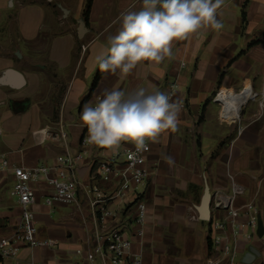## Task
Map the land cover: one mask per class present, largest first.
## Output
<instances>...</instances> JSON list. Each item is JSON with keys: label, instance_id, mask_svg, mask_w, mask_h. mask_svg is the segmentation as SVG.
Instances as JSON below:
<instances>
[{"label": "crops", "instance_id": "obj_1", "mask_svg": "<svg viewBox=\"0 0 264 264\" xmlns=\"http://www.w3.org/2000/svg\"><path fill=\"white\" fill-rule=\"evenodd\" d=\"M141 4L93 0L86 18L87 0H0V76L11 69L23 78L21 86L0 84V154L12 164L32 167L56 166L59 156L86 151L76 170L80 181L112 194L121 181H103L98 166L103 161L122 165L131 144L122 142L113 152L83 143L85 104L95 106L103 89L126 95L140 87L167 92L176 82L173 99L184 105L178 130L151 143L145 164L149 179L138 187L147 204L144 235L136 234L133 185L125 197L107 203L112 216L101 225L119 227L145 264H206L212 255V220L225 214L215 207V197H230L236 184L244 192L234 206L253 202L263 226L262 236L238 241L239 264H264V0H225L217 17L221 30L202 29L190 40L175 42L173 58L159 65L142 62L128 76L104 72L94 86L96 57L120 27L112 22ZM243 89L256 97L240 95ZM221 93L231 96L228 118L215 99ZM13 184L10 171L0 172L2 236H11L22 218ZM33 187L36 236L56 245H21L15 258L0 256V264H87L95 217L83 190L78 203L48 206L44 200L52 187L45 180ZM206 190L209 219L199 210Z\"/></svg>", "mask_w": 264, "mask_h": 264}, {"label": "built area", "instance_id": "obj_2", "mask_svg": "<svg viewBox=\"0 0 264 264\" xmlns=\"http://www.w3.org/2000/svg\"><path fill=\"white\" fill-rule=\"evenodd\" d=\"M177 87L176 82L169 86L167 93L171 94L172 98ZM240 95L256 97V94H252L249 89H243ZM215 99L224 104V118H228L231 111H226V109L230 104L231 96L221 93ZM182 107H184L183 104ZM85 141L86 139L83 143L86 144ZM132 151H135L132 144L123 151L122 165L115 161H103L98 166V175L103 181H109L113 177L120 179L118 189L112 194L103 192L99 185L84 184L80 181L76 170L78 164L84 160L86 151L76 155L59 156L56 166L40 164L32 167L12 164L5 154H0V172L10 171L12 173L14 184L11 194L18 197L23 209L21 221L14 233L11 236L0 234V256L15 258L21 245L29 247L56 245L53 239H39L36 236L37 226L32 206L36 204L37 198L33 183L45 180L52 187L51 194L44 200L48 206L56 203H78L80 189L85 193L92 215L95 217L92 234L94 244L90 248L87 264H145L143 255L132 251V240L125 236L119 227L105 228L101 225L106 218L112 216L107 203L115 198L125 197L127 190L133 185L134 192L137 194L135 200L137 207L135 222L138 224L136 234L139 237L144 235L143 224L147 216V204L138 197V187L146 184L149 179L150 172L145 164L151 151V142H148V150L139 154L136 162L129 159V153ZM243 192V187L234 184L233 194L230 197H215V207L225 210V214L222 218L212 220L214 231L210 238L212 255L206 264H239L238 241H251L256 237L259 222L257 206L253 202L241 208L234 206L236 196ZM242 216L246 217L245 221L240 220Z\"/></svg>", "mask_w": 264, "mask_h": 264}, {"label": "clouds", "instance_id": "obj_3", "mask_svg": "<svg viewBox=\"0 0 264 264\" xmlns=\"http://www.w3.org/2000/svg\"><path fill=\"white\" fill-rule=\"evenodd\" d=\"M225 0H142L141 8L122 11L112 23L116 34L107 37L106 51L96 57L101 72L128 76L142 62L161 64L173 58L177 41L190 40L202 29L219 31L217 18ZM111 27V25L109 26ZM182 104L167 92L140 87L126 95L103 89L95 106L85 104L80 119L87 127L86 143L115 152L122 142L134 145L129 159L136 162L148 142L178 130ZM172 163L171 157H165Z\"/></svg>", "mask_w": 264, "mask_h": 264}, {"label": "water", "instance_id": "obj_4", "mask_svg": "<svg viewBox=\"0 0 264 264\" xmlns=\"http://www.w3.org/2000/svg\"><path fill=\"white\" fill-rule=\"evenodd\" d=\"M0 84L2 85L3 84H13L14 86H21L23 84V78L17 73H15L13 70L7 69L0 76ZM209 204H210V196H209V192L206 190V193L199 207L201 216L206 219H209L210 217L209 216ZM257 235L258 236L263 235V226H262V222L260 219L258 222ZM251 253L255 254V251L252 250Z\"/></svg>", "mask_w": 264, "mask_h": 264}, {"label": "trees", "instance_id": "obj_5", "mask_svg": "<svg viewBox=\"0 0 264 264\" xmlns=\"http://www.w3.org/2000/svg\"><path fill=\"white\" fill-rule=\"evenodd\" d=\"M92 3H93V0H87V6H86V10H85V17L86 18L88 17ZM103 73L104 72H101L100 70L98 71L97 76H96L95 81H94V84H93L94 86L99 81V79L102 77ZM55 106L57 107V104H55Z\"/></svg>", "mask_w": 264, "mask_h": 264}]
</instances>
